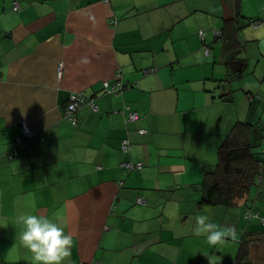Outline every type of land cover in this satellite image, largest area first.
Segmentation results:
<instances>
[{
  "label": "crops",
  "instance_id": "1",
  "mask_svg": "<svg viewBox=\"0 0 264 264\" xmlns=\"http://www.w3.org/2000/svg\"><path fill=\"white\" fill-rule=\"evenodd\" d=\"M246 1L0 0V264H37L20 241L25 213L73 236L65 264H234L246 235L252 264H264V229L243 215L264 216V172L229 208L200 204L203 174L226 134L242 122L253 144L264 138V0L256 15L243 11ZM210 26L222 32L213 39L218 78L202 49ZM118 69L125 88L106 93ZM246 75L258 96L224 117L216 103L231 89L218 81ZM74 91L98 110L81 106L72 124L65 108ZM124 106L138 119L126 121ZM122 161L142 167L123 170ZM197 215L237 239L209 246L196 235Z\"/></svg>",
  "mask_w": 264,
  "mask_h": 264
},
{
  "label": "trees",
  "instance_id": "2",
  "mask_svg": "<svg viewBox=\"0 0 264 264\" xmlns=\"http://www.w3.org/2000/svg\"><path fill=\"white\" fill-rule=\"evenodd\" d=\"M16 4L17 2L13 3V8L14 10H19L20 8H15ZM255 21L262 22L263 18L253 19L251 24L253 25ZM202 45H205V43ZM209 53L207 55H209ZM154 70L155 69H153V71ZM119 92L106 93L118 94ZM253 94L254 96L252 99H249L250 101L258 96L257 93ZM222 96L223 95L218 96V99H221ZM248 126L249 124L247 123L244 124L239 122L230 130L228 134H226L224 140L218 146L216 151V162L211 169L204 172L202 181L200 183L201 205L229 208L235 203L236 197L247 192L250 186L255 183L256 177L258 175H262L264 172V158L262 159L257 156V153L253 150V148L256 146V144L252 143L254 142V139L252 141V139L249 137V133H245L248 131ZM242 133L244 134L242 135ZM122 162H120V164ZM120 164L119 166L123 170H127L124 169ZM136 203L144 204V201L140 203L138 202L137 198ZM247 211L253 210L244 211L243 215L246 220L247 218L245 217V213ZM252 242L253 239L249 238L247 235L241 240L239 249L234 257V264H252L250 257Z\"/></svg>",
  "mask_w": 264,
  "mask_h": 264
},
{
  "label": "clouds",
  "instance_id": "3",
  "mask_svg": "<svg viewBox=\"0 0 264 264\" xmlns=\"http://www.w3.org/2000/svg\"><path fill=\"white\" fill-rule=\"evenodd\" d=\"M220 36L221 33L215 38ZM79 63L87 64L89 60L87 57H82ZM18 219L24 226L20 241L32 254V259L37 264H65L71 256L74 240L72 235L65 233L58 221L46 216L27 213L20 215ZM195 220L196 235L206 236L209 246H222L229 237L233 241L237 239L235 229H221L219 225L210 221L208 215H197ZM209 264L213 262L209 261Z\"/></svg>",
  "mask_w": 264,
  "mask_h": 264
},
{
  "label": "rangeland",
  "instance_id": "4",
  "mask_svg": "<svg viewBox=\"0 0 264 264\" xmlns=\"http://www.w3.org/2000/svg\"><path fill=\"white\" fill-rule=\"evenodd\" d=\"M257 3H258L257 0H247L246 4L243 7V11L247 12L249 15H256L258 13L257 12ZM207 18L209 20V23L216 21V18L212 15L208 14ZM214 29L217 30V28H212V26H210L209 37L207 38V42L205 43V45H208L210 48L209 54H210L211 60L214 59V61H215L214 76H215V78H218L219 76H218V73L216 71H217V69H223V65L219 62L220 55H221V45L218 41L213 42V39L215 37V33L213 31ZM197 35L200 38L198 31H197ZM202 47H203V45H202ZM214 52H216V53H214ZM243 53L246 54L245 52H243ZM220 75H223V74H220ZM218 82L221 85V90L223 89L224 91H227L229 88L231 89L230 100L218 99V102L216 103L217 104L216 108L222 112L224 117L226 115L231 117L234 114H236L235 113L236 108H239L240 105H241L242 109L244 110V105H245V103H247V99L249 98L251 93L254 92V90H252V87L249 86L250 84H252V80L250 79V77L248 75H246V76H243L242 78L232 79L229 82V84L224 80H219ZM227 95H229V94H224L222 96V98H225ZM23 124H26V123H20L21 126H23ZM219 125L222 126V123H220ZM227 126H225V128ZM253 150H254V152L259 153L260 156L264 157V138L262 139V142L259 145L256 144V146L253 148ZM256 207L258 209H261L260 202H259L258 206H256ZM253 212L256 213L257 215L255 217H252V218H247V220L251 221L252 219L257 218L258 221L261 223V227H262L261 230L259 231V233H260L264 229V216L259 215V212L255 211V210H253Z\"/></svg>",
  "mask_w": 264,
  "mask_h": 264
},
{
  "label": "built area",
  "instance_id": "5",
  "mask_svg": "<svg viewBox=\"0 0 264 264\" xmlns=\"http://www.w3.org/2000/svg\"><path fill=\"white\" fill-rule=\"evenodd\" d=\"M15 8L19 9V6L16 4ZM114 22V21H113ZM261 21H255L253 26H257L258 24H260ZM215 36H219L220 35V31L219 30H214ZM199 35L200 38L203 37V30L199 29ZM203 52L205 55H207L209 53V46L208 45H203ZM153 71V68L150 69H144V74H147L149 72ZM58 74L59 77L61 76V64H59L58 66ZM123 75L122 72L118 69L116 70L115 74H114V81L111 83L109 81H104L103 82V88L108 90V91H114V92H119L121 89H123L125 87V83H123ZM254 96V94H251L249 96V99H252ZM83 105H88L89 108L92 111H97L98 110V105L95 103L94 99L92 98H87L83 95V93L81 91H74L72 93H70L69 98H68V102L65 108V118L68 119L69 121L72 122V124H75L76 121V111ZM127 111V114L125 116V120L126 121H132V120H136L138 119V114L136 111L131 110L129 108V106H124L123 109L120 111L122 114ZM20 123H25V122H20ZM20 126V129L23 131V133L29 137L31 135V132H29L28 127L26 124H23V126ZM139 133H144L145 130L140 129L138 130ZM16 142H19V139L16 138ZM131 146V142L130 139L128 138V136L122 138L121 142H120V150L124 153L128 152L129 148ZM16 155V152L11 151L8 153V157L9 158H13ZM124 169H139L142 167V163L141 162H132V161H124L120 164ZM138 202L142 203L143 200H141L140 198H138ZM257 214L254 213L253 211H247L245 213V217L246 218H252L255 217ZM94 264H97V262H93Z\"/></svg>",
  "mask_w": 264,
  "mask_h": 264
}]
</instances>
